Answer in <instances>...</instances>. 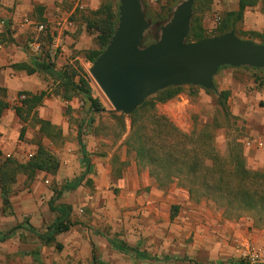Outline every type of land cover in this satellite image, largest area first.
I'll use <instances>...</instances> for the list:
<instances>
[{"label":"rangeland","instance_id":"rangeland-1","mask_svg":"<svg viewBox=\"0 0 264 264\" xmlns=\"http://www.w3.org/2000/svg\"><path fill=\"white\" fill-rule=\"evenodd\" d=\"M100 1V8L109 5L115 12L119 11L120 0ZM183 1L185 0H143L151 23H154L152 28L156 29L167 23L168 18L170 20L168 12L173 13ZM239 1L196 0L193 17L195 27L200 25L207 38L217 37L226 15L238 12ZM74 10L75 5L69 3L68 10H59L58 14H70ZM89 11L78 9L74 16L81 20L79 25H84L88 33L84 39L82 32L77 34L76 39L83 40L84 44L95 43L93 35L98 34L88 20L94 21L102 17L94 16ZM172 16L173 14L171 18ZM6 25V20L0 18V33L5 31ZM234 31L239 38L257 44L264 43V9L260 2L245 10ZM27 35L23 37L22 45L17 44V48L28 61L29 51L34 52L33 43L37 35L31 32ZM41 38L44 48L41 56H44L49 53L53 41L48 35ZM190 41L194 42L192 39ZM56 44L57 55L52 61L57 66V59L63 53V45L62 41H56ZM7 45L0 47L6 48ZM86 55L73 54L70 58H73L76 68H81L88 75L93 97L99 99L104 108V112L92 117H87L89 105L83 96L73 94L70 102L64 101L55 96L57 91H63L48 76H29L22 74L23 72L19 74V79L26 81L18 92L43 91L47 92L46 97L49 98L34 113H29L28 107H22V118L12 109V116L9 118L13 123L10 129L0 128V147L4 149L0 167L7 160L10 162V169H14L13 161L25 164L29 161L26 154L33 152L36 155L39 146H43L57 159L59 168L55 175L38 173V178L33 181L21 169L16 181L11 183L7 201L0 199V234L16 230L11 239L0 243V264H65L63 260H72L74 255L78 261L73 263L92 264L93 252L106 264H226L232 260L264 264V216L257 217L253 209L245 211L243 208L225 206L218 196L211 198L204 189L191 198L187 194L188 188L178 186L177 182L164 188L159 187L151 176L153 169L145 162L139 163L135 151L127 145L131 133V118H120L117 115L91 76L93 63L87 61ZM237 79L244 85L249 83L251 76L241 75ZM258 81L260 87L263 83ZM216 87L219 91L220 85ZM244 88L247 90L248 100L239 104L234 92L238 89L244 91ZM253 90L254 87L248 85L230 88L231 95L226 102L229 112L227 115L219 107L218 96L214 91L184 86L166 103H159L155 98L149 99V105L135 118L137 123H141L142 119L151 130L155 128L152 123L157 116L168 119L185 134L193 133L195 137L204 132L212 134L215 140L213 147L217 149L215 151L223 159L229 160L230 153L237 148L236 144L244 152L246 142L255 138L251 135L250 122L257 114L256 110L264 108V101H253ZM2 95L0 93V97ZM20 101L17 96L11 103L13 108L21 107ZM239 105L236 114V107ZM43 120H54L55 127L44 126ZM81 129V140L84 146L89 147L87 149L92 162L89 173L81 162ZM59 130H63L62 134ZM149 134L151 133L148 132L147 135ZM69 155H73L72 161ZM244 158L249 170L264 173V167H254L249 156L246 158L244 155ZM65 159L69 162H64ZM103 171L106 176H100ZM188 172L187 169H182L181 174L187 175ZM170 174L174 176L177 173ZM167 175L160 172L161 180L168 185ZM188 175L194 178L193 175ZM82 176V186L74 191H64L63 197L53 205L57 207L60 203L69 204L73 208L71 220L74 226L53 242L42 241L30 229L46 232L56 218L49 202L65 186L73 184ZM149 177L150 184L147 185L145 178ZM153 187L163 191L167 205L164 208H117L125 198V201L130 200L127 199V194L122 195L123 190H136L139 198L141 192ZM111 240H119L131 248H138L153 259L141 260L134 255L121 253L113 248L109 242ZM252 256L257 257L253 259ZM68 263L72 264L70 261Z\"/></svg>","mask_w":264,"mask_h":264},{"label":"trees","instance_id":"trees-1","mask_svg":"<svg viewBox=\"0 0 264 264\" xmlns=\"http://www.w3.org/2000/svg\"><path fill=\"white\" fill-rule=\"evenodd\" d=\"M1 1V0H0ZM143 10L150 22H152L146 12L143 0ZM258 2L261 3L264 9V0H240L239 10L235 13H228L223 19V23L219 28L218 36L229 33L236 29V25L242 20L245 10L248 7L255 6ZM172 11L168 12L171 20ZM95 15H102V17L89 21L90 26L98 33L99 50L86 53V59L90 63H94L104 50L109 45L115 30L118 26L119 11L115 12L113 7L104 5L101 9L94 13ZM169 18L166 21H170ZM44 21V20H43ZM42 21V22H43ZM167 23L163 24L166 25ZM154 24V23H152ZM196 21L192 20L191 32L188 42L192 39L194 42L207 38L205 32L201 29L200 25L195 27ZM154 29L151 27L145 34L144 46L159 41L161 36V27ZM153 26V25H152ZM10 30L7 28L6 33L0 34V45L10 41ZM242 39V38H241ZM15 68L26 70L29 75L36 73L43 74L51 78L53 83L59 87L63 92L57 91V96H62L64 100L70 101L73 94H78L84 97L86 103L89 105L87 117L97 115L104 112V108L99 99L93 97L92 88L89 85L87 74L81 68L74 66H66L64 69L59 70L56 64L51 60L50 54L44 56L36 55L33 58L32 66L29 65H16ZM257 70V69H253ZM264 71V70H260ZM190 88H201L196 86H188ZM183 87H173L159 92L158 94L150 97L149 99H157L159 103H166L173 99ZM203 89V88H202ZM207 91V90H206ZM217 94V102L221 110L229 115L226 102L230 96L229 91L215 92ZM47 92H42L40 95H33L30 92L21 93V107H16V114L22 118L23 108L28 107V111L33 112V109L43 103ZM149 99L136 110L131 116L118 113L120 118H131V133L127 139L128 147L135 151L136 158L139 163H147L153 170L151 176L159 184V187L164 188L177 182V185L183 188H188L190 197L193 198L194 194L199 190H206V194L211 198L218 196L222 204L230 207H239L244 210L253 209V213L257 217L264 216V173L254 172L249 170L246 166L244 152L240 145L236 144L237 148L234 152L230 153V159H223L215 149V140L212 134L203 133L199 137L191 133L185 134L178 130L172 122L164 117L153 118L155 128L151 130L149 126L144 124L142 119L141 123H137L136 118L149 105ZM9 105L0 101V119L3 112L8 109ZM93 120V118H90ZM44 126H50L47 122ZM87 123V121H85ZM149 125V124H148ZM44 126H41L44 129ZM153 132V136L152 132ZM151 133L147 135V133ZM79 144L82 148L83 162L86 167V172L89 173L91 168V161L85 152V146L81 140L82 129L79 132ZM198 137V138H197ZM203 141V142H202ZM201 142V143H200ZM216 150V151H215ZM2 153L0 152V157ZM8 161V160H7ZM4 166L0 167V199L7 201L11 193V183L16 181L17 175L22 170L27 175V178L34 180L38 172L55 175L59 168L57 159L43 146H39L37 154L25 164L15 163L14 169L9 168L10 162L8 161ZM12 163V162H11ZM22 169V170H21ZM182 169H187L188 174L193 175L190 177L188 174H181ZM177 171V172H176ZM160 172L167 173L168 185L163 183L160 178ZM170 173H177L173 176ZM198 174V175H197ZM84 176L76 180L73 184L65 186L61 192L57 193L56 199L62 196L64 191H71L77 189ZM56 200L50 203L51 211L56 215L54 223L49 226L46 232H37L30 229L39 239L45 242H53L55 239L68 231L74 226L72 222V209L68 206L54 207ZM8 203V202H7ZM245 210V211H246ZM16 230L10 231L8 234H0V243L11 239ZM114 249L124 254H131L141 260H152V256L146 252L140 251L138 248H131L124 242L116 240L109 241ZM92 264H106L94 252L92 255ZM226 264H248L244 260H232Z\"/></svg>","mask_w":264,"mask_h":264},{"label":"water","instance_id":"water-1","mask_svg":"<svg viewBox=\"0 0 264 264\" xmlns=\"http://www.w3.org/2000/svg\"><path fill=\"white\" fill-rule=\"evenodd\" d=\"M195 3L178 5L159 41L145 47L152 23L142 1L120 0L115 33L90 69L115 112L131 116L150 97L173 87L216 91L214 78L223 67L264 70V43L241 39L234 30L188 42Z\"/></svg>","mask_w":264,"mask_h":264},{"label":"crops","instance_id":"crops-1","mask_svg":"<svg viewBox=\"0 0 264 264\" xmlns=\"http://www.w3.org/2000/svg\"><path fill=\"white\" fill-rule=\"evenodd\" d=\"M69 3H71L72 5H75V10L70 12V14L65 13V14L59 15L58 14L59 10H62V9L68 10ZM100 4H101L100 0H1L0 1V18L6 20L7 22V25L5 26V31H3L2 33H6L7 28L10 30V35H9L10 41L3 44V45H7V44L9 45H7L6 48L0 47V64H1L0 93L3 94L0 97V101H3L9 105L8 109H6L3 112L2 117L0 119V128L3 127L4 130L10 129L13 122H11L12 119L9 117L12 116V109L15 110L16 108V107L13 108L11 103L14 101L15 98H17V96L21 98L22 92H18V91L20 87H24V82L26 81L24 80L23 82L22 80H20L19 74L23 72L22 74L26 73L27 75H29L26 70L15 68V66L25 65V64L32 66L33 58L34 56H36L34 55L36 53L29 51V60L27 61L24 54L18 50L19 48H17V44L19 45L23 42L24 40L23 37H25L29 32L35 33L32 27L27 26L24 23L25 18H31L36 22H42L44 20L43 22L49 21L53 23L52 26H54L53 28L54 31H52V35H54V38H56V41L58 42L62 41L61 45H63V53L57 59V66H58L57 68L61 70V69H64L66 66H74L73 58L72 59L70 58L71 55L94 52V51L99 50V44L97 40L98 34L93 35L96 38L95 43L84 44L83 40L81 41V40L76 39L77 34H80L82 32L81 35L83 36V39H84L86 35L88 36V33L86 32L84 25L83 26H81V24L79 25L78 22H81V20H78V18L74 16L77 15L76 13L78 11L76 12V10L79 9L80 5L84 7V10H87V11L91 10L92 14L94 15L95 12H97L99 9L103 7L102 6L100 8L99 7ZM71 7L72 6H70V8ZM88 13H90V11ZM60 19H67L65 28L62 31L57 30L56 28V22L59 21ZM86 23H87V19H86ZM28 36L29 35H27V37ZM3 45H0V46H3ZM36 74H39V73H36ZM241 75L251 76L249 83L241 85L240 81L237 79V76H241ZM29 76H32V75H29ZM258 80H261V82L263 83L260 87L258 86V82H259ZM214 82H215V86L218 84L220 85V90L217 91V87H216V91L214 92H222V91L230 92V88H233L236 86H244V87L247 85L253 86L254 87V90L252 91L253 101L254 99L255 101H259V102L264 101V72L263 71L253 70L250 68L223 67L219 70L218 74L215 76ZM27 84H29L28 79H27ZM246 91H247L246 89L244 91H239L238 89L237 91L234 92L239 104L247 102L248 94L246 93ZM42 92H38V93L30 92V93L33 95H40ZM230 95H231V92H230ZM58 97L64 100L62 96H58ZM48 98L49 97H45L42 104H44ZM70 101H67V102H70ZM42 104L34 108L33 113L35 112L36 109L42 106ZM239 108H240V105L236 107V114L238 113ZM256 113L257 114L253 116L250 122V129L252 133L251 135H254L255 138L252 137L251 140H248L246 142L244 155L246 158L247 156L250 157L251 163L254 167L262 168L264 167V108L259 109V110L257 109ZM43 121L49 123L50 126L55 127L54 120H52L53 122H50V120L49 121L43 120ZM62 132L63 130H59L60 134H62ZM87 148L89 147L85 146V152L88 155V158L90 159V155L88 153ZM5 149L7 150V148ZM80 150L82 154V161L81 160L80 161L83 163V165H85L83 162L84 159H83V153H82L81 146H80ZM0 152L4 153V149H2L1 147H0ZM8 156L10 155L8 154ZM68 157L72 161L73 155H69ZM66 160L68 159H65L64 162ZM67 162H69V160ZM38 173H43V172H38ZM38 173L36 175V178H38ZM100 176H106V172L103 171V173ZM145 181H147V185H149L150 177L145 178ZM46 182H48V180H46ZM0 185H1V182H0ZM81 186H82V183L79 187ZM64 194L65 192L62 193V196L59 199H56V196H57L56 195L54 198H52L49 204L53 202L54 200H56L57 202L63 197ZM123 194H127L126 195L128 197L127 199H130V200L125 201L126 199L125 198L124 201H122V204H119V206L117 205V208H164V206H167L165 202V196H163L164 193L163 191H160L159 188L153 187L149 191H143L141 192V195L139 198H137L136 190H123L122 195ZM187 194L190 197L189 191H187ZM61 205L68 206L69 204L60 203V205H57V206H61ZM68 207L73 209L70 205ZM119 242H122V241H119ZM63 261L65 262V264H69L68 261L72 262V264H78V263H73L74 261H78L75 255L72 257V260L66 259Z\"/></svg>","mask_w":264,"mask_h":264},{"label":"built area","instance_id":"built-area-1","mask_svg":"<svg viewBox=\"0 0 264 264\" xmlns=\"http://www.w3.org/2000/svg\"><path fill=\"white\" fill-rule=\"evenodd\" d=\"M79 9L83 10L84 7L80 5ZM24 23L27 26L32 27L34 29L36 35H37V37L35 38L34 43H33V51L37 55L40 56L42 54L43 49H44L43 45H42L41 36L48 35V36H50V38L52 37L51 39H52L53 43L50 47L49 54H50L51 60H54L56 58V55H57L58 46L56 44V38H54V35H52V31H54L53 30L54 26H52L53 23H51L49 21L36 22L31 18H25ZM66 23H67V19H60L59 21H57L56 22L57 30L62 31L65 28ZM2 24H4V22H2ZM34 156H35V154L33 152H29L28 154H26V159L31 160L32 158H34ZM252 257L254 259V257H257V256H252Z\"/></svg>","mask_w":264,"mask_h":264}]
</instances>
